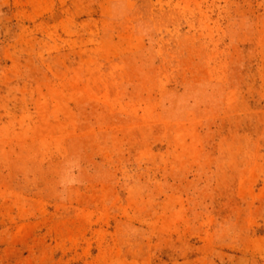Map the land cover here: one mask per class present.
Masks as SVG:
<instances>
[{
	"label": "rangeland",
	"instance_id": "374dc122",
	"mask_svg": "<svg viewBox=\"0 0 264 264\" xmlns=\"http://www.w3.org/2000/svg\"><path fill=\"white\" fill-rule=\"evenodd\" d=\"M0 264H264V0H0Z\"/></svg>",
	"mask_w": 264,
	"mask_h": 264
}]
</instances>
